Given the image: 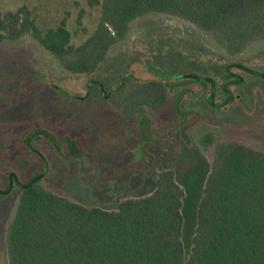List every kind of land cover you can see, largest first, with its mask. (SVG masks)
Instances as JSON below:
<instances>
[{
    "label": "rangeland",
    "instance_id": "obj_1",
    "mask_svg": "<svg viewBox=\"0 0 264 264\" xmlns=\"http://www.w3.org/2000/svg\"><path fill=\"white\" fill-rule=\"evenodd\" d=\"M22 6L43 31L66 20L75 45L93 34L101 16V6L91 7L89 0H0V12ZM231 62L264 72V40L231 57L196 25L159 14L136 20L129 37L89 74L64 72L32 38L0 49V188L7 189L11 171L25 182L47 169L49 189L112 207L151 193L157 174L173 169L185 191L183 241L189 251L215 150L204 145L206 135L214 134L216 143L238 139L264 150V80L244 74L247 85L236 91L243 98L215 110L207 101L209 86L180 79L196 72L215 78L220 88L218 73ZM38 128L55 134L66 155L47 138L34 141L43 164L25 144ZM74 177L87 184L79 196L67 191ZM89 190L96 199L91 203L85 201ZM18 194L17 187L0 194V264H9L7 230Z\"/></svg>",
    "mask_w": 264,
    "mask_h": 264
},
{
    "label": "trees",
    "instance_id": "obj_2",
    "mask_svg": "<svg viewBox=\"0 0 264 264\" xmlns=\"http://www.w3.org/2000/svg\"><path fill=\"white\" fill-rule=\"evenodd\" d=\"M89 4L101 6V16L96 30L80 45L73 43L66 20L43 31L27 6L0 12V49L32 38L64 72L89 74L129 37L136 20L157 14L196 25L231 57L264 40V0H89ZM255 72L242 63H227L218 73L220 88L215 78L196 72L180 79L210 87L208 104L227 110L239 96L243 98L236 91L247 85L244 74L264 80V72ZM42 138L66 155L56 135L45 129L31 133L25 144L42 155L33 146ZM67 145L74 148L69 140ZM204 145L215 150L189 251L183 241L185 191L173 169L157 174L151 193L122 199L112 207L98 199L95 205L78 202L49 189L45 170L25 182L11 171L7 189L0 188L5 195L15 187L19 191L7 230L9 264H264V150L238 139L216 143L212 133ZM72 179L69 194L86 191L80 177ZM91 192L86 202L96 200Z\"/></svg>",
    "mask_w": 264,
    "mask_h": 264
},
{
    "label": "flooded vegetation",
    "instance_id": "obj_3",
    "mask_svg": "<svg viewBox=\"0 0 264 264\" xmlns=\"http://www.w3.org/2000/svg\"><path fill=\"white\" fill-rule=\"evenodd\" d=\"M36 155H37V154H36ZM38 157L40 158V160H41V162H42L43 164H46V163H47V160H46V158H45L43 155L38 154Z\"/></svg>",
    "mask_w": 264,
    "mask_h": 264
},
{
    "label": "water",
    "instance_id": "obj_4",
    "mask_svg": "<svg viewBox=\"0 0 264 264\" xmlns=\"http://www.w3.org/2000/svg\"><path fill=\"white\" fill-rule=\"evenodd\" d=\"M255 74H257V75H260V73H259V72H257V71L255 72ZM46 171H47V169L45 170V172H46Z\"/></svg>",
    "mask_w": 264,
    "mask_h": 264
}]
</instances>
